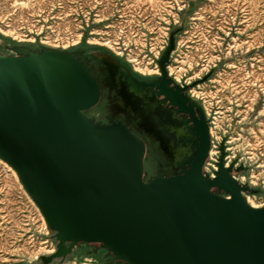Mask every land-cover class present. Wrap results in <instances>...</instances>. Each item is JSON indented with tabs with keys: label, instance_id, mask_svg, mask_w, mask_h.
I'll return each instance as SVG.
<instances>
[{
	"label": "rangeland",
	"instance_id": "rangeland-1",
	"mask_svg": "<svg viewBox=\"0 0 264 264\" xmlns=\"http://www.w3.org/2000/svg\"><path fill=\"white\" fill-rule=\"evenodd\" d=\"M0 37L8 53L74 56L98 82L97 120L138 135L159 176L188 173L204 132L202 182L230 170L244 203L264 209V0H0ZM122 67L147 84L137 94ZM2 162L0 264H146L100 240L58 237Z\"/></svg>",
	"mask_w": 264,
	"mask_h": 264
},
{
	"label": "water",
	"instance_id": "water-1",
	"mask_svg": "<svg viewBox=\"0 0 264 264\" xmlns=\"http://www.w3.org/2000/svg\"><path fill=\"white\" fill-rule=\"evenodd\" d=\"M46 66L53 67L46 73L69 76L82 89L71 99L30 96L32 101L44 104L43 116L32 119L18 115L33 133L24 135V130L16 126L12 133L0 134V150L19 162L24 169L20 174L24 183L36 179L60 184L63 198L83 211L79 210V215L60 216L54 221L60 230L48 226L57 231L58 237L85 240L109 228L116 231L118 243L160 264H192L194 260L206 264H264V209H250L237 190L230 199L211 194L208 189L215 185H211V180L202 182L196 171L206 159L204 132L197 150L201 159L188 173L143 183L142 143L123 130H109L102 135L80 112L93 106L98 98L97 85L83 65L58 56L48 59ZM13 78L0 63V101L4 104L7 94L13 99L20 97ZM58 116L64 117L69 126L63 138L51 133L43 136L44 140L37 136L38 130L45 129ZM114 134L121 135L124 143L105 151V137ZM83 136L87 141L85 147ZM61 144L73 148L63 153ZM100 152L108 156L100 159ZM54 153L58 160L48 168L29 166L40 156ZM64 182L69 183V191L62 189ZM104 210L114 214L111 222L103 220ZM101 234L99 240L107 246L106 233ZM138 260L148 264L146 259Z\"/></svg>",
	"mask_w": 264,
	"mask_h": 264
},
{
	"label": "crops",
	"instance_id": "crops-1",
	"mask_svg": "<svg viewBox=\"0 0 264 264\" xmlns=\"http://www.w3.org/2000/svg\"><path fill=\"white\" fill-rule=\"evenodd\" d=\"M6 47L4 44V39H1L0 37V63L4 67L5 70L11 72L14 75V78L12 79V84L14 88L19 92L20 97L19 98H12L7 94L6 97V103H2L0 101V117H6L7 120H11V123L9 124L11 127V131L8 132L12 133L14 127L18 126L24 130V135L27 133H31L32 131L29 130V128L25 125V123L20 120V118H17L18 115H21L22 117H30L32 119H39L43 116L45 106L40 101H32L30 99V96H38V95H52L56 97H63L71 99L73 98L78 91L82 89L81 85L73 78L69 76H54L53 74L46 73L47 70H53V67L46 66V61L48 59L54 58V57H66L73 60H76L74 56L68 55L63 52L59 51H42V50H31L26 51L24 53V49L21 51H16L15 53H8L6 51H3L2 48ZM20 48V47H18ZM22 49V48H21ZM18 50V49H17ZM50 52V54H49ZM89 52L92 53L96 52L98 54L102 53V49L97 46H89ZM55 54V55H54ZM94 54V53H93ZM50 55V56H49ZM77 61V60H76ZM116 62V61H114ZM84 67V66H83ZM85 68V67H84ZM56 69V68H55ZM85 70H87L85 68ZM124 77H129L133 82L140 84V89L143 86H146L147 84L144 82V80H134L131 75L130 71L127 67H122L119 69ZM89 75L93 78L94 82L97 85L98 88V98L95 104L89 108L82 109L80 112L98 129V131L101 132L102 135L105 134V132L108 133L109 130H123L127 132L129 135H133L136 137L143 145V155L141 159V172H140V179L143 183H147L149 181H152L153 179L157 177L161 178H167L163 176H159L157 174V171L155 169V165L152 161H149L145 163V147L141 140V138L128 131L124 126H112L113 124H105L103 122H99L97 119V110L95 107L98 104V101L100 99V88L98 86L97 80L92 76V74L87 70ZM139 89V90H140ZM3 111V112H2ZM90 112V113H89ZM19 119V120H18ZM9 123V121H8ZM66 120L62 116H58L57 120L53 122L52 124H49L45 129L38 130L36 132L37 136H41L43 139V136H48L51 134H56L63 138V135L65 134L66 129L69 128L68 124H65ZM107 128H103V127ZM33 133V132H32ZM0 134H2L0 132ZM80 134H82L80 132ZM84 138V147L87 144L85 136ZM44 140V139H43ZM100 159L106 158L108 155H104L102 152H100ZM148 166V173L144 172V166ZM170 177V176H168Z\"/></svg>",
	"mask_w": 264,
	"mask_h": 264
},
{
	"label": "bare ground",
	"instance_id": "bare-ground-1",
	"mask_svg": "<svg viewBox=\"0 0 264 264\" xmlns=\"http://www.w3.org/2000/svg\"><path fill=\"white\" fill-rule=\"evenodd\" d=\"M49 54H50V52H49ZM126 82L128 84V90L131 93H133L135 95L139 92L140 84L133 82L129 77H126ZM178 99H180V98H178ZM180 101L182 102L181 99H180ZM8 121H9V123H8ZM168 121H169L168 127L174 131L175 135H177L179 133V128H178L177 121H176V118L174 117V115H170L168 118ZM10 123H11V120H7L6 117L5 118L0 117V132L2 133V135L6 136V134L12 130L10 125H9ZM201 137H202V135H201ZM105 140L107 143L106 144L107 148L105 151H107V149H113L117 145L124 143V138H122L121 135H117V134L109 135L108 137L106 136ZM191 142H193V141H191ZM28 143H29V145L32 144L31 142H28ZM23 145H24V143L22 144V146ZM72 146L73 145H69V144H61L60 151H62L63 153L64 152L66 153L67 149L70 148L68 150V151H70L73 148ZM44 149H46V147ZM103 153H105V152H103ZM0 155L3 157V159L0 157L3 160L2 163H4L12 171L15 179L16 180L18 179V181L23 186V188L26 191V193L28 194L30 200L34 204V207H35L38 215L40 216L41 220H43L44 225L49 224V226L60 230L59 226L54 224V221H57L60 218V216L68 215V214L79 215L83 212L82 210L73 206V204L69 200H66L63 198V196L61 194L60 184L42 181V180H36V179L31 180L29 183H27V182L24 183V179L22 178V176L20 177V174L24 169L22 170L19 162L13 161L7 155V153L4 150L3 151L0 150ZM57 155L58 154L54 153V154H52V156H48V157H45V156L41 157L40 156V158H38V160L36 162H34L35 164L33 166L32 165H29V166H31V168L36 167L38 169H46V167L48 168V166H51L57 162V160H58L56 158ZM4 159L7 160L8 163ZM23 168H24V166H23ZM228 171H230V170H228ZM228 171H227V169H223V168L220 169L219 173H218L219 175L216 178L211 180V185L212 184L213 185H219L223 189L227 190L228 193H230V196L226 197V199H230L231 197H234L235 191L237 190V188H239L236 186L235 183H233L232 181L231 182L229 181ZM61 184L63 185L62 186L63 190L69 191V186H68L69 183L64 182ZM103 198H105V195H104V197L102 196L101 200H103ZM248 207L250 209H254L253 204L248 206ZM79 210L82 212H80ZM104 211L105 212L103 213V216H102L103 220L105 222H111L113 217H114V214L109 213L106 210H104ZM102 232L106 233L105 234L106 236L104 239H105L107 246L112 250V252H114L119 257L128 258V259L132 260L133 262H135L137 259L143 258V259H146L148 261V264H160V263L154 262L153 261L154 259L151 260L148 255L143 254V253H137L134 249L128 248L127 246L123 245L122 243H118L116 241L117 240V237L115 235L116 231L113 229L107 228L104 230H100L95 237L86 238V240L98 241L99 238L103 236V234H101ZM75 239H79V238H75ZM192 264H206V263H205V261L198 262L197 260H194V262H192Z\"/></svg>",
	"mask_w": 264,
	"mask_h": 264
},
{
	"label": "trees",
	"instance_id": "trees-1",
	"mask_svg": "<svg viewBox=\"0 0 264 264\" xmlns=\"http://www.w3.org/2000/svg\"><path fill=\"white\" fill-rule=\"evenodd\" d=\"M134 77H136L137 79H142V76L137 75V74Z\"/></svg>",
	"mask_w": 264,
	"mask_h": 264
}]
</instances>
